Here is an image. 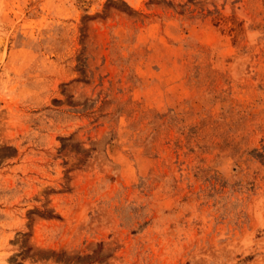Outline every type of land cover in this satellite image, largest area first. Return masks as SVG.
I'll return each instance as SVG.
<instances>
[{"label":"rangeland","instance_id":"1","mask_svg":"<svg viewBox=\"0 0 264 264\" xmlns=\"http://www.w3.org/2000/svg\"><path fill=\"white\" fill-rule=\"evenodd\" d=\"M0 264H264V0H0Z\"/></svg>","mask_w":264,"mask_h":264}]
</instances>
